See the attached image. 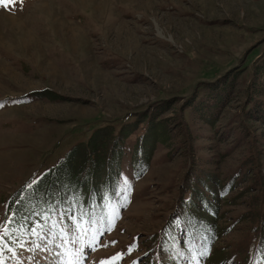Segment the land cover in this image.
Segmentation results:
<instances>
[{
	"label": "rangeland",
	"instance_id": "obj_1",
	"mask_svg": "<svg viewBox=\"0 0 264 264\" xmlns=\"http://www.w3.org/2000/svg\"><path fill=\"white\" fill-rule=\"evenodd\" d=\"M106 126L135 129L108 207L89 213H118L100 240L118 243L85 249L86 264L118 251L121 264H264V0L0 4V213ZM211 218L216 241L205 228ZM203 241L207 261L193 259ZM33 256L49 264L30 247L4 260L33 264Z\"/></svg>",
	"mask_w": 264,
	"mask_h": 264
},
{
	"label": "snow or ice",
	"instance_id": "obj_2",
	"mask_svg": "<svg viewBox=\"0 0 264 264\" xmlns=\"http://www.w3.org/2000/svg\"><path fill=\"white\" fill-rule=\"evenodd\" d=\"M16 0H0V4L5 7L14 5ZM49 170L45 173H41L39 176H35L29 183H26L21 190L17 192L18 199L16 205L5 203L3 205V213H0V264H5L4 254L7 252L16 259L20 256V252L25 250V241L16 238V242L20 251H16L11 248L9 244L5 243V240H12V232L19 231V228L12 229V224L17 223L18 217H23L25 220H33L34 217L39 218V222H35L31 225H25L31 229L28 237V247L36 253H46L50 258L49 264H86L88 253L85 249L91 252L96 251L101 247H108L110 245H116V240L104 241L100 243L102 236L105 233H110L116 226V221L119 219L118 213L114 212L109 218L105 213L98 219H85V214H75L77 205L73 203L78 195L75 188L71 191L63 184L60 179V169H57V174L53 177V182L49 186L52 189L49 199L59 194V188H56V182L60 181V186L65 188V196L62 198L59 205L54 202L46 204L45 210L41 212L32 211L31 214H27L24 211L25 202L28 204H38L43 198V192L41 189V182L43 178L48 174ZM85 174H82V177ZM121 182L127 183L126 179L121 174ZM130 186L125 192L124 189L117 190V197L123 196L127 199L130 193ZM123 207L124 205H119ZM70 220L71 224L65 226L59 221ZM36 241H40L37 243ZM82 245V246H81ZM138 247L133 238V243L127 246L126 252L131 255ZM207 249L202 253H197L193 259H198L199 256L207 255ZM147 256V254H144ZM125 256L124 251H118L114 255L102 259L99 264H121ZM36 256L32 257L33 264H36ZM132 264H136L133 260ZM157 264H161L158 261Z\"/></svg>",
	"mask_w": 264,
	"mask_h": 264
},
{
	"label": "trees",
	"instance_id": "obj_3",
	"mask_svg": "<svg viewBox=\"0 0 264 264\" xmlns=\"http://www.w3.org/2000/svg\"><path fill=\"white\" fill-rule=\"evenodd\" d=\"M37 95L39 97H46L50 101L62 99L61 96L48 91L39 92ZM153 122L154 119H151L150 123L153 124ZM157 123L158 124H154V127H156V125H163L161 122ZM134 129V126L130 130L122 128L115 133L114 129L111 127H101L95 130L86 142H81L72 147L64 158L54 167L48 169V174L41 182V189L43 192L41 202L38 204H28V202H25L24 211L27 214H31L32 211L41 212L45 210L46 204L54 202L59 205L61 203L62 198L65 196V188L60 186V181H57L55 185L56 188H59V194L51 200L49 199L52 191L49 186L52 184L53 177L56 176L58 168L60 169V179L69 191L73 188L77 190L74 194L78 195V198L73 201V203L77 205L75 210L76 215L84 213L85 219L88 220L89 213L93 207L98 206L100 209L108 207V202L116 192L118 176L121 172V158L125 152H127V148L125 147L126 140ZM153 129L154 128L150 129L152 134H154ZM162 131L163 133L165 132L164 129ZM142 143L139 142V147L135 149V155H138L139 159L145 157L147 153L146 144ZM132 154L134 155V153ZM138 167L139 166L136 168L137 171L141 170L138 173H143L148 168V161H146V159L143 160L142 167L139 170ZM138 173H136V175L140 176ZM82 174L85 175L82 177ZM19 190H17L6 203L14 207L18 199L17 192ZM215 209L216 208H214V210ZM64 221L67 226L71 224L70 220L65 219ZM35 222H39L38 217H34L33 220H25L23 217H18L17 223L12 224V229L19 228L20 230L13 231L12 240H5V243L9 244L10 247L16 251H19L20 249L16 242V238L18 237L19 240L25 241V250L28 249V237L31 229L25 227V225H31ZM215 222V218H211L205 227L211 238L210 240L213 241L218 240L221 235V231L218 230ZM261 238L264 242V230L261 234ZM207 242L208 241H203L202 243L204 245L202 246L209 250L211 244ZM205 256L207 261L208 255Z\"/></svg>",
	"mask_w": 264,
	"mask_h": 264
}]
</instances>
